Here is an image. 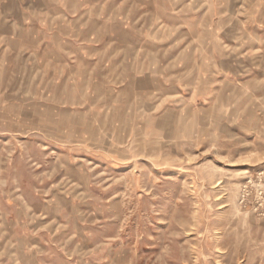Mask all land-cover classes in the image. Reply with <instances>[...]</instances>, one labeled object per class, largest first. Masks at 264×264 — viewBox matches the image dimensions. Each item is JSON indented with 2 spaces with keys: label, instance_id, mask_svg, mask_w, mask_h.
Listing matches in <instances>:
<instances>
[{
  "label": "rangeland",
  "instance_id": "rangeland-1",
  "mask_svg": "<svg viewBox=\"0 0 264 264\" xmlns=\"http://www.w3.org/2000/svg\"><path fill=\"white\" fill-rule=\"evenodd\" d=\"M214 1L219 31L264 46V19ZM210 2L42 0L27 28L74 85L26 103L32 132L0 133V264H264V52L245 96H132Z\"/></svg>",
  "mask_w": 264,
  "mask_h": 264
},
{
  "label": "crops",
  "instance_id": "crops-1",
  "mask_svg": "<svg viewBox=\"0 0 264 264\" xmlns=\"http://www.w3.org/2000/svg\"><path fill=\"white\" fill-rule=\"evenodd\" d=\"M210 1L204 3L210 6L198 13V34L195 35L198 41L192 44L184 40L178 49L171 46L169 51L176 55L160 63L163 69L160 74H147L134 79L132 96H163V99H170L174 96L246 95L243 90L246 82L244 70L252 53L259 54L257 58L261 61L260 53L264 52V46L259 44L252 47L248 44L244 39L247 35L244 30L228 26L219 31L215 21L219 20L220 4ZM239 1L238 7L245 10L241 21L246 23L255 18L260 21L264 19V15L259 16L264 8V0H254L248 9H245L243 0ZM41 7L42 0H0V101L19 102L12 103L9 109L11 125L3 124L0 116V133L25 135L32 132V128L27 129L31 116L26 103L43 100V96H59L54 92L59 82L74 85V74H68V70L73 69V60L68 55L61 61L52 57L51 60L44 59L47 57L44 56V43L32 38L33 32L27 28L32 17L39 16ZM205 17L210 20L208 26L200 24ZM231 19L234 21L235 17ZM201 39L204 43H201ZM239 39H244V43L236 44ZM183 68L186 71H180ZM187 81L193 82V85L191 82L188 85ZM46 88L50 90L49 93L44 92Z\"/></svg>",
  "mask_w": 264,
  "mask_h": 264
}]
</instances>
